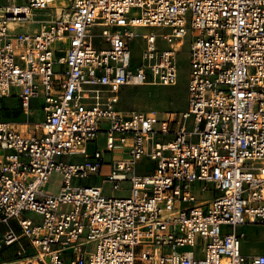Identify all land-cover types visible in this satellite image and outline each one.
<instances>
[{
    "label": "built area",
    "instance_id": "obj_1",
    "mask_svg": "<svg viewBox=\"0 0 264 264\" xmlns=\"http://www.w3.org/2000/svg\"><path fill=\"white\" fill-rule=\"evenodd\" d=\"M2 1L0 99L42 100L45 119L32 134L0 121L13 151L0 251L18 246L15 264H264L239 232L264 226V0ZM188 39L187 109H121L124 87L178 85Z\"/></svg>",
    "mask_w": 264,
    "mask_h": 264
},
{
    "label": "rangeland",
    "instance_id": "obj_2",
    "mask_svg": "<svg viewBox=\"0 0 264 264\" xmlns=\"http://www.w3.org/2000/svg\"><path fill=\"white\" fill-rule=\"evenodd\" d=\"M0 4H4L0 0ZM56 5L61 6L62 2H58ZM39 17L36 19H43L44 17L37 12ZM23 28L19 31L32 33L39 28L37 23H24ZM151 30L142 29L141 31ZM189 39L186 46L178 56L180 66V79L177 86L165 87V86H129L124 87L119 91L120 94V108L126 111L142 110V111H177L183 112L187 109L188 103V86L191 72V60L189 51ZM135 55L139 57V52L135 51ZM20 91V89L18 90ZM4 106L0 109V117L12 120L20 124V127L26 131L32 129V125L27 127L25 123H33L43 120V114L34 113L33 115L24 116L21 112L15 110V106H10L14 102L12 99H5L1 101ZM103 141V139L101 140ZM61 181L60 176L54 175L51 183L47 185L46 190L50 192H57L59 190V183ZM101 182V179L98 180ZM104 187L107 192L113 197L127 196V193L116 192L112 190L111 184L106 182ZM124 187H127L124 185ZM122 193V194H121ZM29 216L36 217V214L30 213ZM240 233L245 234L243 239V252L246 254H256L258 252H264V226L247 225L239 229ZM90 250L95 248V245H91ZM148 250V246L146 248ZM139 251V250H138ZM13 251L10 248H6L0 251V264L8 263L13 264L17 258L11 255Z\"/></svg>",
    "mask_w": 264,
    "mask_h": 264
},
{
    "label": "crops",
    "instance_id": "obj_3",
    "mask_svg": "<svg viewBox=\"0 0 264 264\" xmlns=\"http://www.w3.org/2000/svg\"><path fill=\"white\" fill-rule=\"evenodd\" d=\"M5 99H12V102H14L12 105H10V106H15L16 108H15V110L16 111H18V112H21V114L22 115H24V116H29V115H33L34 113H41V114H43V120L42 121H36V122H33V123H25L26 125L25 126H27V127H29V126H31L32 125V129H28V131H26V130H24V129H22L21 127H20V124L19 123H16V122H14V121H12V120H9V119H6V118H3V117H0V121H5V122H11V123H13L14 124V127L18 130V131H21V132H23L24 134H32V133H34V132H40V130H37V125L38 124H41L43 121H44V119H45V115H44V112H43V102H42V100H33L32 101V104H31V108H30V110H28V111H26L23 107H22V105H21V102H20V99H19V97L15 94V95H12V96H10V97H6V98H4V99H0V109L4 106L5 108H9V106L8 107H6L4 104H2V100H5ZM10 154H13V151H11V150H6V149H2V148H0V163L1 162H3L4 161V159H5V157L7 156V155H10ZM92 182H94V183H98V184H101V182H99L98 180H92ZM125 193V192H124ZM122 194V193H121ZM16 229L17 230H19L17 227H16ZM7 248V247H6ZM9 248V247H8ZM17 248H18V246H14V247H11L10 249H11V251H13V253L11 254V255H13V256H16V258L18 259V257H17ZM5 249V248H4ZM3 250V249H2ZM245 253V252H244ZM258 253H261V252H258ZM16 259V260H17ZM16 260L15 261H13V264H15V262H16Z\"/></svg>",
    "mask_w": 264,
    "mask_h": 264
},
{
    "label": "bare ground",
    "instance_id": "obj_4",
    "mask_svg": "<svg viewBox=\"0 0 264 264\" xmlns=\"http://www.w3.org/2000/svg\"><path fill=\"white\" fill-rule=\"evenodd\" d=\"M3 264H8V263H3Z\"/></svg>",
    "mask_w": 264,
    "mask_h": 264
}]
</instances>
